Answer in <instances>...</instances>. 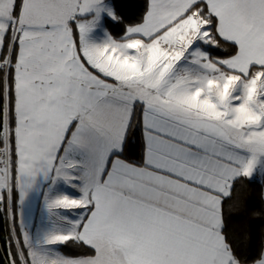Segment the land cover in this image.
I'll list each match as a JSON object with an SVG mask.
<instances>
[{
  "label": "snow or ice",
  "instance_id": "obj_1",
  "mask_svg": "<svg viewBox=\"0 0 264 264\" xmlns=\"http://www.w3.org/2000/svg\"><path fill=\"white\" fill-rule=\"evenodd\" d=\"M121 20L0 0V264H264L225 219L264 180V0H145L116 38Z\"/></svg>",
  "mask_w": 264,
  "mask_h": 264
},
{
  "label": "trees",
  "instance_id": "obj_2",
  "mask_svg": "<svg viewBox=\"0 0 264 264\" xmlns=\"http://www.w3.org/2000/svg\"><path fill=\"white\" fill-rule=\"evenodd\" d=\"M117 14L122 17L119 22H111L109 30L114 37L123 35L127 24L136 23L144 12L145 0H113ZM131 158L140 155L139 134L134 143L128 145L126 153ZM263 195V180L259 177L252 181L245 180L236 185L233 192V200L241 209L231 210L225 205L226 227L229 234L235 239L240 252L251 259L257 256L261 243H264V218L253 216V211L261 206ZM6 223L3 214L0 213V242L6 237ZM19 227L17 222V228ZM69 253L80 254L83 250L71 246H65Z\"/></svg>",
  "mask_w": 264,
  "mask_h": 264
},
{
  "label": "crops",
  "instance_id": "obj_3",
  "mask_svg": "<svg viewBox=\"0 0 264 264\" xmlns=\"http://www.w3.org/2000/svg\"><path fill=\"white\" fill-rule=\"evenodd\" d=\"M263 195H264V180H263Z\"/></svg>",
  "mask_w": 264,
  "mask_h": 264
}]
</instances>
